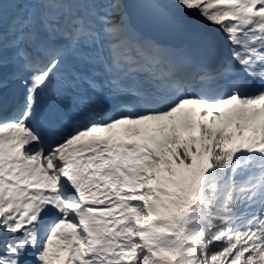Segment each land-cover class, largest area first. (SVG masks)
Segmentation results:
<instances>
[{"label": "snow or ice", "instance_id": "obj_1", "mask_svg": "<svg viewBox=\"0 0 264 264\" xmlns=\"http://www.w3.org/2000/svg\"><path fill=\"white\" fill-rule=\"evenodd\" d=\"M140 10L232 48L198 63L140 32ZM16 82L0 264H264V0H0V93ZM45 96L82 121L41 117Z\"/></svg>", "mask_w": 264, "mask_h": 264}, {"label": "water", "instance_id": "obj_2", "mask_svg": "<svg viewBox=\"0 0 264 264\" xmlns=\"http://www.w3.org/2000/svg\"><path fill=\"white\" fill-rule=\"evenodd\" d=\"M132 22L146 37L156 40L161 44L176 47L181 41L178 36V29H169L160 26L142 10L133 14Z\"/></svg>", "mask_w": 264, "mask_h": 264}, {"label": "bare ground", "instance_id": "obj_3", "mask_svg": "<svg viewBox=\"0 0 264 264\" xmlns=\"http://www.w3.org/2000/svg\"><path fill=\"white\" fill-rule=\"evenodd\" d=\"M187 22H189V19L186 18L184 24L178 29V36L183 40V41H194L195 44L198 45L199 47V54H198V59H196L195 61L198 63H202V64H208L209 63L211 65H215L217 63V61L224 59L228 54H227V49L223 48V46H225V44H219L220 46L216 48L215 54L211 55V56H207V55H203L200 52V48H201V38L204 36H207L206 34H199L197 33V28H195L194 22H189V25H187ZM204 24V28H205ZM214 28L208 32V35H211V32H214ZM220 33V39L219 40H228L227 36L223 34L222 32H218ZM212 36V35H211ZM5 72H9V67L7 68V70L4 69Z\"/></svg>", "mask_w": 264, "mask_h": 264}, {"label": "rangeland", "instance_id": "obj_4", "mask_svg": "<svg viewBox=\"0 0 264 264\" xmlns=\"http://www.w3.org/2000/svg\"><path fill=\"white\" fill-rule=\"evenodd\" d=\"M5 12H6V18H9L11 17V14L14 13V9H13V6L11 4H5ZM189 19V22H194V25H195V28H197V33L199 34H206L208 35L213 27L212 26H209V25H205V28H204V22H202L199 18H196V17H188ZM189 22H187V25H189ZM211 35L212 37L214 38V44H213V48H214V52L216 51V48L219 47L220 43L223 42H226L225 40H219L220 39V33L214 31V32H211ZM225 34H223L224 36ZM156 41V40H155ZM158 42V41H157Z\"/></svg>", "mask_w": 264, "mask_h": 264}]
</instances>
